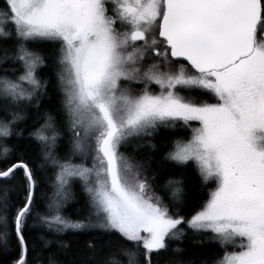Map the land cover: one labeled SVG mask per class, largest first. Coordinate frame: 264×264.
<instances>
[{"label":"snow or ice","instance_id":"snow-or-ice-1","mask_svg":"<svg viewBox=\"0 0 264 264\" xmlns=\"http://www.w3.org/2000/svg\"><path fill=\"white\" fill-rule=\"evenodd\" d=\"M169 161L215 182L191 214ZM114 250L264 264V0H0V264Z\"/></svg>","mask_w":264,"mask_h":264},{"label":"trees","instance_id":"trees-1","mask_svg":"<svg viewBox=\"0 0 264 264\" xmlns=\"http://www.w3.org/2000/svg\"><path fill=\"white\" fill-rule=\"evenodd\" d=\"M48 73L49 69H43L40 74L42 77H46ZM167 131L168 134L164 137V139L168 141L188 137V131L186 128L169 129ZM154 142L157 143L158 146L160 145L161 140L159 138V134ZM121 150L125 151L124 149ZM165 151L167 150L158 148V150H156L154 160H161L165 154ZM125 155H128V152H125ZM164 170H166L169 174H174V178L184 180L185 189L189 197V205L185 211V214H191L192 212L198 210L199 204L206 202L212 187L209 183H204L201 180L199 173L195 170L194 166L191 165V162H189V165L187 166H180L169 161L166 162ZM167 178V176H161L160 183L162 184L163 180ZM74 190L77 192L78 197L82 199L83 193L80 190V186L78 183L74 185ZM50 251L54 252L55 247L53 246ZM197 251L206 252V254L210 257L217 254H223V250L220 248V246L214 243L207 244L204 248L197 249ZM44 255L45 257H47L49 255V250H46ZM112 258L122 261V264H127V258L121 256L119 253H115V250L114 256Z\"/></svg>","mask_w":264,"mask_h":264},{"label":"rangeland","instance_id":"rangeland-1","mask_svg":"<svg viewBox=\"0 0 264 264\" xmlns=\"http://www.w3.org/2000/svg\"><path fill=\"white\" fill-rule=\"evenodd\" d=\"M157 91H158V89H156ZM192 127H195V126H193L192 125ZM189 130H191V128H188ZM191 135V134H190ZM121 151H123V150H121ZM77 162H79V161H77ZM92 163H93V161H92V159L91 158H89L87 161H86V165L88 166V167H91L92 166ZM207 183H209L210 185H211V191L212 190H214V188H215V182L214 181H209V182H207ZM210 191V192H211ZM209 197V196H208ZM230 250H231V246H230Z\"/></svg>","mask_w":264,"mask_h":264},{"label":"flooded vegetation","instance_id":"flooded-vegetation-1","mask_svg":"<svg viewBox=\"0 0 264 264\" xmlns=\"http://www.w3.org/2000/svg\"><path fill=\"white\" fill-rule=\"evenodd\" d=\"M192 125L196 127V126H198V123L197 122H192Z\"/></svg>","mask_w":264,"mask_h":264}]
</instances>
